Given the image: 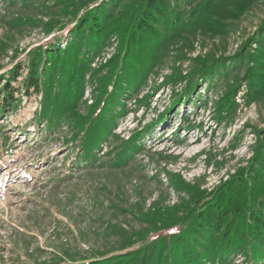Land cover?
Returning <instances> with one entry per match:
<instances>
[{"label":"rangeland","instance_id":"1","mask_svg":"<svg viewBox=\"0 0 264 264\" xmlns=\"http://www.w3.org/2000/svg\"><path fill=\"white\" fill-rule=\"evenodd\" d=\"M143 6L0 0V264H264V0Z\"/></svg>","mask_w":264,"mask_h":264},{"label":"trees","instance_id":"2","mask_svg":"<svg viewBox=\"0 0 264 264\" xmlns=\"http://www.w3.org/2000/svg\"><path fill=\"white\" fill-rule=\"evenodd\" d=\"M166 1L167 0H145V6H143L141 8V11L143 12V15L146 17L142 21L140 20L137 24V30L139 31L140 35L146 34V35H149L152 37L157 36L158 32L156 31V29H153L152 24H151V20L154 17V14H155V16H158V17H161L164 15ZM102 11L103 10H101V11L99 10V15L104 14V12H102ZM87 23H89L88 26H87ZM91 29H92V22L91 23L86 22L85 24L80 25L78 27V32L85 35V34H89ZM76 39H78V37ZM78 42H79V40L75 43L78 45ZM75 43L73 45H75ZM260 44L262 45V43H260ZM74 49H76V46H72L71 49H68V50L72 51ZM58 55H60V53H58ZM76 55H77V52H75V56ZM24 86L28 89L34 88L35 91H37V92H39L41 90V87L39 86L38 81L36 83L32 82V80L29 83L26 81ZM117 90H118V88L116 86L115 92H117ZM10 96H11L10 97V99H11L13 96V93H10ZM10 99L8 96H4V100L7 102H0V114H3L6 112V105H7V108H8V106L11 105L10 103H8ZM107 99H108V97H107ZM107 99L100 101L99 108H100L101 113L103 112V108L106 105ZM90 126L94 127V124L91 122ZM86 141H88V140H86ZM261 166H262V164H261ZM243 180L247 181V180H249V178L244 175ZM248 197H249V195H248ZM204 211H205V209H203L202 212H204ZM207 213H208V215H206V214L202 215L201 213L196 214L198 217V219H197L198 222H200V223L203 222L205 224L204 226H209V227L215 226V224L218 222L219 216H221L222 219H225V218L229 219L230 218L231 220L234 221L233 223L241 224V223H243V221H245L244 213L240 209H236V208H228L225 210L221 209L218 212H207ZM256 214L257 213H254L251 216H254ZM251 225L254 226V229L248 228L247 229L248 235L252 239L262 236L259 233L260 229H264V217L261 215V213H258L256 216L253 217V219L251 221ZM193 234H195V233L193 232L191 235H193ZM247 239L248 238H246V244L248 242ZM195 242H196V240L191 239L188 244H193ZM223 248H224V246L222 245L220 249H222V251H223Z\"/></svg>","mask_w":264,"mask_h":264},{"label":"bare ground","instance_id":"3","mask_svg":"<svg viewBox=\"0 0 264 264\" xmlns=\"http://www.w3.org/2000/svg\"><path fill=\"white\" fill-rule=\"evenodd\" d=\"M149 46V45H148ZM79 48V47H78ZM80 49V48H79ZM152 54H153V52H152ZM139 66V65H138ZM146 67V66H145ZM178 78V77H177Z\"/></svg>","mask_w":264,"mask_h":264}]
</instances>
